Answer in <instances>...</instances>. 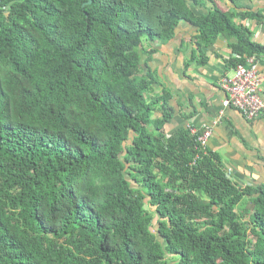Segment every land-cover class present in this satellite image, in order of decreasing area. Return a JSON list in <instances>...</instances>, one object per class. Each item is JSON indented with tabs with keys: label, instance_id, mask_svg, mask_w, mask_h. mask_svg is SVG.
<instances>
[{
	"label": "trees",
	"instance_id": "trees-1",
	"mask_svg": "<svg viewBox=\"0 0 264 264\" xmlns=\"http://www.w3.org/2000/svg\"><path fill=\"white\" fill-rule=\"evenodd\" d=\"M88 2L0 0V264H264V183L234 181L190 128L169 136L172 93L144 72L184 23L201 65L221 36L234 69L264 58L238 24L264 15Z\"/></svg>",
	"mask_w": 264,
	"mask_h": 264
},
{
	"label": "crops",
	"instance_id": "crops-1",
	"mask_svg": "<svg viewBox=\"0 0 264 264\" xmlns=\"http://www.w3.org/2000/svg\"><path fill=\"white\" fill-rule=\"evenodd\" d=\"M223 10L254 12L264 15V0H216ZM197 8L206 13L213 8ZM238 21L249 27L254 40L264 45V21ZM198 30L191 24H181L175 38L166 45L155 47L154 55L145 56L144 72L156 78L155 94L161 96L164 89L172 93L170 105L173 117L166 126V132L174 134L186 128H203L212 125L223 112L222 122L214 129L208 148L220 155L225 169L241 186L264 183V115L254 121L246 119L233 107H225L227 93L221 88L223 79H232L234 40L221 36L216 44L205 49L207 63L200 64L198 45L194 42ZM264 98V58L258 60ZM157 118L162 117L156 112Z\"/></svg>",
	"mask_w": 264,
	"mask_h": 264
},
{
	"label": "built area",
	"instance_id": "built-area-1",
	"mask_svg": "<svg viewBox=\"0 0 264 264\" xmlns=\"http://www.w3.org/2000/svg\"><path fill=\"white\" fill-rule=\"evenodd\" d=\"M221 88L227 93L224 106L233 107L246 119L254 121L264 115V98L262 96V80L259 74L258 59L249 57L246 65H239L235 69L232 79H223ZM223 112L212 125L203 128H191L192 134L198 137L202 151H208L207 147L214 135V129L222 122Z\"/></svg>",
	"mask_w": 264,
	"mask_h": 264
},
{
	"label": "rangeland",
	"instance_id": "rangeland-1",
	"mask_svg": "<svg viewBox=\"0 0 264 264\" xmlns=\"http://www.w3.org/2000/svg\"><path fill=\"white\" fill-rule=\"evenodd\" d=\"M204 126H206V125H204ZM244 207H247L248 209H252L253 208L252 203H250V202H245ZM156 222H157V219H156ZM154 231L156 232V230H154Z\"/></svg>",
	"mask_w": 264,
	"mask_h": 264
},
{
	"label": "water",
	"instance_id": "water-1",
	"mask_svg": "<svg viewBox=\"0 0 264 264\" xmlns=\"http://www.w3.org/2000/svg\"><path fill=\"white\" fill-rule=\"evenodd\" d=\"M92 4V0H89V2L86 5H91ZM84 5V7L86 6Z\"/></svg>",
	"mask_w": 264,
	"mask_h": 264
}]
</instances>
